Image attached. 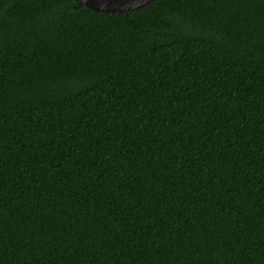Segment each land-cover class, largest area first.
Segmentation results:
<instances>
[{"label":"trees","instance_id":"16d2710c","mask_svg":"<svg viewBox=\"0 0 264 264\" xmlns=\"http://www.w3.org/2000/svg\"><path fill=\"white\" fill-rule=\"evenodd\" d=\"M0 264H264V0H0Z\"/></svg>","mask_w":264,"mask_h":264},{"label":"water","instance_id":"95a60500","mask_svg":"<svg viewBox=\"0 0 264 264\" xmlns=\"http://www.w3.org/2000/svg\"><path fill=\"white\" fill-rule=\"evenodd\" d=\"M79 6L101 12H128L154 0H74Z\"/></svg>","mask_w":264,"mask_h":264}]
</instances>
